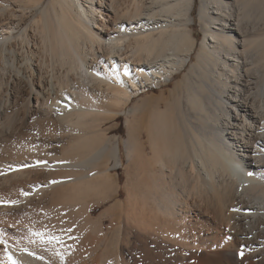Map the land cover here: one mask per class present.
<instances>
[{
    "label": "bare ground",
    "instance_id": "6f19581e",
    "mask_svg": "<svg viewBox=\"0 0 264 264\" xmlns=\"http://www.w3.org/2000/svg\"><path fill=\"white\" fill-rule=\"evenodd\" d=\"M194 1L0 0V38L34 16L8 44L15 72L8 106L0 109V264L59 260L60 253L55 258L45 240L39 242L46 233L32 243L24 240L25 229L18 237L12 228L36 197L64 184L48 179L53 164L45 156L35 158L47 125H78L99 111L93 103L113 104L121 113L134 96L169 82L189 64L191 78L183 87L177 83L168 95H149L128 109L132 117L138 111V119L123 140L127 165L150 173L143 192L110 209L111 262L119 263L120 237L136 228L178 246L177 264H264V78L252 82L264 68V0L254 10L247 8L250 0H199V42L191 28ZM252 10L260 17L250 18ZM252 18L254 24L245 22ZM150 107L165 111L148 127ZM9 109L23 118L38 116L37 133L25 138L14 127L17 135L6 140ZM87 134L73 148L82 158L72 166L107 156L113 167L121 165L116 139L99 144ZM119 217L127 223L117 225ZM83 226L90 228L86 217Z\"/></svg>",
    "mask_w": 264,
    "mask_h": 264
},
{
    "label": "rangeland",
    "instance_id": "374dc122",
    "mask_svg": "<svg viewBox=\"0 0 264 264\" xmlns=\"http://www.w3.org/2000/svg\"><path fill=\"white\" fill-rule=\"evenodd\" d=\"M250 2L251 5L249 4L250 6L248 5L247 8H251V6L253 7V5L256 6L257 3H261L260 0H250ZM199 3V0L194 1V9L192 11L194 23L191 25L197 42L201 40L204 34L203 24L199 21ZM261 5L264 7V3H261ZM252 9L254 10V7ZM233 10L236 12V6H234ZM255 13L256 10L253 12L254 16L251 14L250 18L251 16L254 19H256L255 17H260L259 14V16L257 15L258 12L256 13L257 16ZM33 17V15L30 16L28 20L22 22L18 28L9 29V35L1 36L0 38V109L8 106L7 104L10 101L8 97H10L12 91L10 78L13 75L12 73L15 72V66L12 64V61L10 60L11 58L9 57L10 47H8V44L14 37L18 36L27 24L32 21ZM253 18L249 19L250 21L245 20V22L250 25L251 23L254 24ZM262 18H264V15ZM16 21L17 20H15L10 27H13ZM259 22L262 23V20L260 19ZM169 29H172V27H169ZM197 52L198 46L192 54L194 61L197 60ZM190 66L191 64L176 73L169 82L160 81L157 86H151L146 91L141 92L138 96H134L132 100L124 106L121 113L114 112L118 107L113 104L101 106L98 103H93L94 105H88L96 109L99 108V111L90 113L88 117L84 118L78 125L66 124V126L63 127L61 126L63 123L59 125L57 122H52V125H54L52 126L50 125V122L47 125V128L49 129H47V131L49 132L46 133V136L44 137L45 139H40V141L38 139V144L35 143L38 146V149L36 148L37 151L35 150V158L37 157L38 159H41L45 156V159L43 158L42 160L46 161V164L48 165L50 163L51 165L53 164V167L50 166L52 168H47L48 179L54 182L63 181L64 184L49 189L48 194L41 198L36 199V197L33 200V203L30 204L31 207H28L26 210L27 212L22 215L25 218L14 220L17 224L12 225L14 234L19 237L21 232L25 229L23 231L24 234H26L25 236L23 234V237H25L24 240L28 241L29 239L32 243H43L41 240H45L44 245H42H46V247L48 245L47 248H44L47 250L51 249L52 251L48 250L49 252L51 251L50 254L54 255L56 258L57 254L60 253L58 255L59 260H56L55 264H57V261L58 264H117L118 262L115 263L113 260L111 262V253H108L109 242L107 240V235L109 232L108 229H110L111 219L114 217L111 216L110 209L116 203H124L129 194L136 195L138 192L140 194L141 190L144 188L143 184L149 179L148 175L150 173L143 171L141 168L136 170V168L128 167L127 165L128 160L123 140L127 137L128 127L138 119V111H136V116L132 117L128 112V109L133 108L134 106L138 108V104L149 95H168L169 91L174 90L177 83L180 87H183L184 80L186 78L188 80L191 78ZM263 78L264 68L261 70L260 77L256 80L253 78L252 82L257 81L259 83ZM254 90V88L251 89L252 92ZM32 103L35 104V100H33ZM159 111H165V107L158 110L150 107L148 110V118H150L152 125L151 122H148V127L154 126L153 117ZM169 114L173 115L172 112H169ZM20 116L13 115L10 109L7 111V118L5 119L4 127L8 128L12 133H10V137L8 136L9 138L6 140H12L14 139V135H17L14 134L15 131L12 129L14 127H19L18 132L25 138L26 135L29 137V135L31 136V134L33 135L37 133L34 131L37 130L36 120L38 116L31 117L30 119ZM8 118L9 120H7ZM53 128L56 129L54 130ZM154 129V132H156L157 126L156 128L154 127ZM59 130H61V133ZM51 131H53L54 134ZM91 132L93 133L91 134ZM85 133H90L89 135L87 134L88 138H94L99 144L108 145L117 140L121 156V165L113 167V159L110 156H107L105 161H96L88 167H84V165L80 166V164L78 167L72 166L76 165V159H79L80 157L76 156L77 154L73 155L74 152H77L75 149L73 151V148L77 147L75 145L81 144L82 141H84L80 139L81 135ZM76 140L77 143H75ZM142 140H147V136L145 135ZM43 144L46 146L45 149L44 146H42ZM145 144L147 146L148 156H151L150 144L146 141ZM39 146H42L40 147L42 151L39 149ZM38 155L40 157H38ZM81 158L82 157H80V159ZM53 168L55 169L53 170ZM74 177H80V179H78V181H73V183H65V180ZM52 197H55V200L52 199ZM39 213H41V215ZM118 215L119 214L116 216ZM77 216L78 220L75 218ZM85 217L90 221L89 229H86L84 226L82 227V222ZM125 223L127 222L124 217H119L116 220L117 225H124ZM135 224H140V221L137 220ZM41 225H44L45 227ZM40 226L45 228L46 231L44 229V231L42 229L39 231L38 227L40 229ZM35 231L36 233L42 232L41 236L46 233L44 235L45 239L44 236L40 239V236L34 234ZM143 235L144 234L139 229H126V234L124 232V236L120 237L118 242V253L120 256L118 264H177V256L179 254L178 246L167 245L152 235ZM36 236H38L37 238H39L40 241L39 239L34 238ZM50 236L57 237L58 240L49 243L48 238ZM26 237H28V239H26ZM32 238L35 239V242Z\"/></svg>",
    "mask_w": 264,
    "mask_h": 264
},
{
    "label": "snow or ice",
    "instance_id": "6c2138e0",
    "mask_svg": "<svg viewBox=\"0 0 264 264\" xmlns=\"http://www.w3.org/2000/svg\"><path fill=\"white\" fill-rule=\"evenodd\" d=\"M11 203L14 204V203H16V201H12ZM34 234H35V235H38V236L41 235L40 233H34ZM54 240H58V238H57V237H51V236L48 238V242H49V243H52V241H54ZM42 242H43V241H42ZM0 243H5V242L2 241V240H0ZM25 251H27V250L25 249ZM13 264H14V262H13Z\"/></svg>",
    "mask_w": 264,
    "mask_h": 264
}]
</instances>
